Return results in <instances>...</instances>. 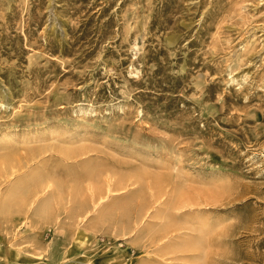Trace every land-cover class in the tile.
Segmentation results:
<instances>
[{"label": "rangeland", "instance_id": "374dc122", "mask_svg": "<svg viewBox=\"0 0 264 264\" xmlns=\"http://www.w3.org/2000/svg\"><path fill=\"white\" fill-rule=\"evenodd\" d=\"M0 264H264V0H0Z\"/></svg>", "mask_w": 264, "mask_h": 264}, {"label": "bare ground", "instance_id": "6f19581e", "mask_svg": "<svg viewBox=\"0 0 264 264\" xmlns=\"http://www.w3.org/2000/svg\"><path fill=\"white\" fill-rule=\"evenodd\" d=\"M5 159H3V161H4ZM111 175H109V174H104V180H103V184H104V190H106L107 191V193L108 194H111V195H114V194H119V193H121V192H123L125 189V187L128 185V183H125V184H123L122 183V181L121 182H119V183H117V188L116 189H113L112 187H111V181H112V176L110 177ZM133 186V185H132ZM131 187V186H130ZM43 189V188H42ZM42 189H35L34 191L35 192H33V194H38ZM93 186H91V185H89V187L87 188V191L89 192V193H92L93 191ZM104 192V191H103ZM103 199V198H102Z\"/></svg>", "mask_w": 264, "mask_h": 264}]
</instances>
